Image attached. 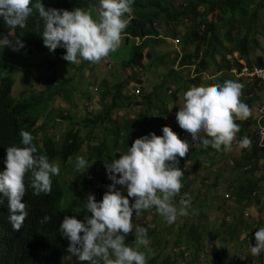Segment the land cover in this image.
<instances>
[{
    "label": "trees",
    "instance_id": "1",
    "mask_svg": "<svg viewBox=\"0 0 264 264\" xmlns=\"http://www.w3.org/2000/svg\"><path fill=\"white\" fill-rule=\"evenodd\" d=\"M41 2L46 9L72 11L76 8H83L94 14L99 0H41ZM263 8L264 0H184L178 6L173 0H135L131 12L133 17L122 34L124 41L129 38L140 40V43L131 44L127 58L121 63L122 69L131 71V74L113 86H110L107 81L100 83L104 91L99 95L97 102L100 108L98 113H90L87 117L84 116L77 120L70 113L60 112L59 119L66 121L67 126V131L61 139H58V129L50 126L49 121H43L41 124V119L52 114L53 109L51 110L49 106L56 102L57 98L68 100L73 97L74 89L71 83L75 80V73L62 78L60 82H57L58 75L55 73V68L68 62L63 59L66 49L57 48L55 51H50L44 45L41 37L43 21L35 10L29 16L23 29L17 27L13 30L8 28L4 22L3 24L0 22V34L11 33L9 36L12 41L11 49L16 47L17 39L24 45L18 50H10L7 46L0 47V140L3 141V138L17 140L18 138L21 141L20 132L27 131L33 136L35 146H42L47 157L59 158L62 164L64 161L67 162L69 159L80 156V151L85 146L89 167L78 171L70 164L71 174L66 178L61 173L54 177L52 191L48 194L41 193L37 196L33 194L32 189L26 187V193H29L26 203L29 204L30 219L39 218L36 221L27 218L26 224L39 226V230L44 232V242L42 245H40L41 242L36 246L29 245L20 238L21 232L13 233L10 229L13 233L11 243H5L0 251V264H64V258L72 254L67 252L68 239L59 230L60 224L65 215L72 217L78 214L79 201L84 200L85 196L94 195L97 202L102 201L103 195L112 184V181L108 179L105 160L110 163L113 159H119L120 155L125 153L137 138L151 132L162 136V128L168 126L163 124L162 117H170L168 110L170 105H173L174 111L171 116L175 118L177 124L174 133L178 138L185 140L188 133L179 127L176 119L177 112L181 108L178 106L179 99L184 102L187 87L199 84L201 74L208 72L209 69H213L211 75H220L215 83H211V86H215L223 84L226 81V75L232 74L233 71L236 75L244 68L262 66L264 58L256 57L255 51L257 50L256 25ZM215 13L216 19H213L212 16ZM186 20L190 22V28L181 36L179 28L184 26ZM157 24L160 29L155 27ZM165 38L177 39L180 43L179 53H176L168 65L166 57L162 54L157 57L158 55L155 54L156 48L166 44ZM32 51L36 54H44L42 60L44 62L39 64V68L44 69L45 72L52 71V76L47 79L48 85L40 90L28 88L15 95L16 85L18 86L17 74L23 70L30 71L34 67L29 63ZM235 53L238 55L236 58H228L229 55L232 56ZM218 56H220L219 62L217 61ZM144 59L148 61L151 69L168 66L161 83L151 87L150 92L144 91L143 81L139 79L138 74V70L145 69ZM71 66L74 67V64ZM174 66L194 69L195 74L189 85L183 81ZM77 70L79 74L76 75L80 76L84 66L78 67ZM245 83L241 100L251 109L259 97L257 94L264 89L257 80ZM130 85H134L138 90L137 97L140 99L138 102L126 94ZM73 99L71 98V103ZM131 106H141L142 111L137 113L133 119L123 117L120 122L110 120L112 112H117L119 109L129 110ZM90 116L93 119H90ZM235 122L241 127L236 138L240 140L247 136L251 140L250 146L243 148L239 162L236 161L237 164L241 162L242 169H245L241 174L242 178L230 184L227 197L235 204V211L239 212V220L233 225L223 223L221 231H206L201 221L205 218L204 213L202 211L194 213L193 220H188L182 227L184 230L182 232H185L184 238L182 239L179 235L172 248L173 251L181 248L192 249L196 253L208 250L206 254L210 258L209 264H233L237 257L233 255L228 259L224 257V253L226 245L231 244L232 247L238 242L240 233L249 232L242 245L251 242L255 246L257 231L255 225L246 224L242 230H239L237 226L243 220L244 210L247 207L253 206L258 213L264 212V189L259 185L264 180V174L254 180L257 172L264 171V163L260 164V161L264 159V137L261 139V133L264 134V115L260 124L252 114L247 119H239ZM106 124L111 126L107 128ZM188 142H190L188 151L190 154H186L184 158H177L182 164L185 163L183 160L198 162L204 158L209 160L210 157L219 154L211 146L205 149L199 142L194 143L193 140H188ZM117 152L119 154H116ZM236 168L239 170L238 166ZM182 171L184 172L181 181L182 189L174 198L177 202L185 194L189 196L188 193L195 184V180L198 181L196 178L191 179L189 171ZM117 178H119L118 174ZM28 181L29 179L25 181V184ZM205 181L203 178L201 184L205 185ZM86 185H97V190L93 194ZM216 186L215 184L214 187ZM71 194L75 198L72 202H66L67 208H65L63 199ZM133 199L129 198L130 204ZM7 205L6 198L0 204V226H9L4 208ZM141 213L146 214L147 210H142ZM224 214L225 217L228 216V213ZM79 215H89L85 204L82 205ZM44 216H49L50 220L44 222ZM133 222L142 226L138 216ZM150 232L148 231V237L151 236ZM221 233L225 234L224 237ZM204 238L211 243L206 242ZM133 239H135L133 235L126 239V245H132ZM217 240L221 242L220 247L214 245ZM162 245L160 240L155 239L141 251L147 252L148 249L161 248ZM238 246H240L239 243ZM161 250V253L153 256L150 254L151 251L148 252L147 264H176L179 258L183 259L185 256L178 252L171 258L168 255L163 256L164 250L163 248ZM73 264H88V262ZM99 264H102V261Z\"/></svg>",
    "mask_w": 264,
    "mask_h": 264
},
{
    "label": "clouds",
    "instance_id": "2",
    "mask_svg": "<svg viewBox=\"0 0 264 264\" xmlns=\"http://www.w3.org/2000/svg\"><path fill=\"white\" fill-rule=\"evenodd\" d=\"M134 3L135 0H99L98 18H93L92 12L83 8L72 11L46 9L41 0H0V22L13 30L17 27L23 29L35 10L43 21V43L50 51L66 49L63 59L71 64H79L81 60L95 63L119 47L121 36L133 17ZM97 9L94 14L98 12ZM9 36L10 32L0 34V47L7 46L10 50L24 47L17 39L16 47L11 49ZM243 87L241 82L235 80H226L215 86H192L184 93L183 107L176 115L179 127L191 136L194 143L199 142L205 149L211 146L217 151L230 150L237 133L241 131L235 119L244 120L251 115V109L241 100ZM137 91L136 87L129 86L126 94L138 102ZM141 111V106L119 109L112 112L110 120L120 122L123 117L133 119ZM90 113L93 112L85 117ZM114 114H117L115 120L112 119ZM90 119L93 117L90 116ZM20 137L21 141L18 138L0 140V204L7 198L8 205L4 208L9 224L0 226V251L5 243H11L13 233L21 232L20 238L29 245L43 244L45 236L39 226L26 224L27 218L32 221L39 219H30L26 187L37 196L48 194L52 191L54 177L61 173L66 178L72 172L71 167L69 170L66 167L73 159L62 164L59 158L47 157L42 146H35L29 132L22 130ZM250 144L247 136L238 142L242 149ZM189 149L188 140L178 138L171 127L165 126L162 136L150 133L137 138L119 159H113L110 163L105 160L108 179L112 184L102 201L97 202L94 195L85 196L84 200L79 201L78 214L72 217L65 215L60 224L59 230L69 241L67 252L88 264H99L100 261L102 264H147V255L151 250L141 251L138 246L147 248L148 229L133 221L142 210L151 208H155L168 224L175 223L178 217L189 215V196L185 194L178 205L173 202L182 189L184 176L177 166V158H184ZM79 155L75 158L74 169H88L87 150L84 155L80 151ZM27 179L29 181L25 184ZM117 185L126 188L127 196L117 190ZM74 198L72 194L65 197L63 205ZM129 198H134L131 204ZM84 204L91 215L81 221L76 216ZM49 220V216L43 217L44 222ZM129 233L135 236L133 246L125 243ZM255 241V246L246 244L245 249L249 247L248 256L237 258L233 264H264V227L256 231Z\"/></svg>",
    "mask_w": 264,
    "mask_h": 264
},
{
    "label": "rangeland",
    "instance_id": "3",
    "mask_svg": "<svg viewBox=\"0 0 264 264\" xmlns=\"http://www.w3.org/2000/svg\"><path fill=\"white\" fill-rule=\"evenodd\" d=\"M174 4L176 6L181 5L184 0H173ZM100 11V10H99ZM98 12L93 14V18H98ZM213 19H216V13L214 16H212ZM190 26V22L187 20L185 21L184 26H181L180 33L181 36L185 34L186 30ZM156 28L160 29L159 24L155 26ZM162 29V27H161ZM257 29V50L255 51L256 57H263L264 58V8L260 11L259 17H258V24L256 25ZM234 35L236 36V32H234ZM125 38L121 36V43L117 50L115 52H111L106 58H103L99 62H85V60H81L79 64H74V67L71 66L70 62L60 64L57 68H55V73L58 75L57 82H60V80L64 77L72 75V73H75V80L71 83L72 88L74 89L73 93V102L71 103V98L68 100H65L63 98H57L56 102H53L50 104V108L52 110V114L45 117V119H41V124L43 121H49L50 125H53L58 129L59 136L58 139H61L65 135L66 131V121H62L59 119L60 112L64 114L70 113L74 117L79 120L80 118L86 116L87 113L93 112L98 113L100 110L99 105H97V102L99 100V95L104 91V87L101 86V82L107 81L110 86H113V84H117L119 81L124 80L128 75L131 74V71L126 70L124 71L121 67V63L123 60H125L129 54L130 46L132 43H140V40L129 38L128 40L124 41ZM165 43L162 46H159L155 50V54H157L159 57L161 54L166 57V64L168 65L170 61L174 58L176 53H179L180 51V43H173V38H165ZM146 52V51H145ZM154 54V55H155ZM237 53L233 54L232 56L229 55L228 58L234 57L236 58ZM44 59V54H36L35 51H32L31 55L29 56V63H31L34 67L30 71L23 70L21 73L17 74V82L18 86L16 85L15 88V95H18L21 91L33 89L36 88L37 90H40L43 86L48 85L47 79L52 76V71L45 72L44 69L39 68V64L44 62L42 61ZM217 61H220V56L217 57ZM87 63V64H85ZM243 63V62H241ZM143 64L145 66V69L138 70L139 79H142L144 91L150 92L151 87L156 86L157 84H160L163 80V75L166 74L167 67H160V68H153L149 67V63L146 59L143 60ZM84 66V70L82 71L81 75L78 76L76 74H79L78 67ZM212 68V67H211ZM174 69L179 73L183 81L189 85L190 81L194 77V69L192 67L190 68H178L174 66ZM72 70V72H71ZM54 72V71H53ZM213 72V69H209L208 72L201 74L200 78L201 81L196 86H211V83H215L217 75H211ZM225 74V73H224ZM243 79V81H242ZM28 80L30 83L28 84ZM226 80H235L239 81L241 80V83L245 85L247 79L244 78H238L237 74L235 75V72L233 71L232 74L226 75ZM56 82V84H58ZM27 83V84H25ZM133 87L134 85H130ZM69 87V86H68ZM188 89L191 88L187 87ZM133 89V88H132ZM135 89V86H134ZM259 97H257L254 105H252L251 108V114L254 116L256 121L260 124V120L264 115V91H260L257 94ZM184 99V98H183ZM184 102L180 101L178 102V106L181 108L183 107ZM168 110L170 112L169 116H163L162 122L163 124H167L173 132H175V129L177 127L175 118L171 116L173 111V105L168 106ZM117 114H114V117H112L113 120H115V117ZM239 120V119H235ZM165 122V123H164ZM161 124V125H163ZM165 124V125H166ZM258 125V124H257ZM257 125L255 127H257ZM107 126V124H106ZM111 125H108L110 127ZM161 127V126H160ZM254 127V126H253ZM157 128V127H155ZM254 129V128H253ZM263 132V131H262ZM154 133V132H151ZM156 134V133H155ZM264 134L261 133V139H263ZM186 140L191 141L192 138L189 134L185 136ZM239 140L235 138L233 141V145L230 150L228 151H217V154L215 157H210L209 160L201 161H185L184 164H182L181 161H178V167L181 170L189 171V176L192 180H195L194 178L198 179V181L195 180V184L191 187L188 195L190 197V204L191 207L188 209L189 215L186 217H178L176 222L173 224H168L164 217H162L155 208H151L147 210L146 214H140L139 222L141 223L142 227H146L148 231L150 232L149 237V243L152 240L158 239L163 244L161 248H163V256L168 255V257H173L175 253L184 254L185 256L183 259L179 258L178 262L176 264H209L210 258L207 256L205 251L200 252H193L192 249H177L172 250L173 244L177 237L181 235V238L183 239L185 236V232H182V227L185 225V223L190 220L192 221V215L194 213H199V211H202L204 213V219H202V224L205 227L206 231H221V225L223 223L228 224H236L239 220V212L235 211V204H233L231 201L228 200L229 196V186L232 182L236 181L239 178H242L241 174L244 172V168L242 169V163L239 162L240 157L243 154V149L238 146ZM190 143V142H189ZM82 155L86 153V147L84 146L81 150ZM116 154H119L117 152ZM190 153L188 152L187 155ZM179 158V157H178ZM202 161L203 164H202ZM237 161V162H236ZM264 163V159L260 161V164ZM69 164H72L74 167L76 164V160H70ZM66 167L67 170H69L70 165ZM239 167V170L236 167ZM194 172V173H193ZM264 174L263 172H257L254 175V180L260 178ZM218 179L216 180V178ZM205 179V185L201 184V180ZM217 185L214 187V185ZM259 185L261 188L264 189V180H262ZM91 192L95 193L97 186H91L86 185ZM117 190L122 191L123 193L127 194L126 188L120 185L116 186ZM264 193V192H263ZM175 204H179V201H173ZM228 213V216L225 217L224 213ZM89 214L88 216H90ZM86 216L78 215L76 218L78 220L83 221ZM135 224V222H133ZM198 223H200L198 221ZM246 224L249 225H255L257 231L260 227H264V212L258 213L256 208L251 206L247 207L244 210L243 220L238 224L237 228L239 230H242L245 228ZM249 233V232H248ZM247 232L240 233L238 235V242L235 245L230 246L231 244L226 245V252L224 253L225 258H230L235 255L237 258H246L249 254V247L253 244L250 242L248 249L246 250V244L242 245L243 241L247 238L248 235ZM131 235L134 236L133 233H129L126 235V239L130 238ZM221 235H225L221 233ZM135 237V236H134ZM224 237V236H223ZM227 237V236H226ZM125 239V240H126ZM206 242H209L207 238H204ZM203 239V241H204ZM135 243V239H133V242L131 243L133 246ZM211 243V242H209ZM238 243L240 246H238ZM69 245V241H68ZM214 245L216 247L221 246L220 241H215ZM139 250L143 249L145 246L139 245ZM161 248H154L151 250L150 254L158 255L161 253ZM235 248V249H234ZM162 256V257H163ZM180 257V256H179ZM237 260H234L236 263ZM75 256L70 255L68 257L64 258V264H73V263H80ZM239 264V262H237Z\"/></svg>",
    "mask_w": 264,
    "mask_h": 264
},
{
    "label": "built area",
    "instance_id": "4",
    "mask_svg": "<svg viewBox=\"0 0 264 264\" xmlns=\"http://www.w3.org/2000/svg\"><path fill=\"white\" fill-rule=\"evenodd\" d=\"M172 42L177 43L178 40H173ZM237 76L238 78L257 80L264 89V61L260 67L244 68Z\"/></svg>",
    "mask_w": 264,
    "mask_h": 264
},
{
    "label": "crops",
    "instance_id": "5",
    "mask_svg": "<svg viewBox=\"0 0 264 264\" xmlns=\"http://www.w3.org/2000/svg\"><path fill=\"white\" fill-rule=\"evenodd\" d=\"M237 55V54H236ZM238 56V55H237ZM243 81V80H242ZM248 81H250V80H248ZM248 81H246V82H248ZM180 101H182L181 99H180ZM165 123V122H164ZM166 124V123H165Z\"/></svg>",
    "mask_w": 264,
    "mask_h": 264
}]
</instances>
